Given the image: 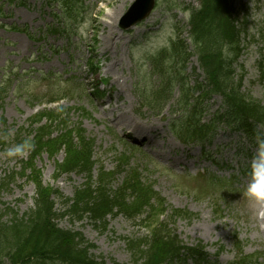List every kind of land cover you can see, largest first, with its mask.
I'll list each match as a JSON object with an SVG mask.
<instances>
[{"label": "rangeland", "instance_id": "rangeland-1", "mask_svg": "<svg viewBox=\"0 0 264 264\" xmlns=\"http://www.w3.org/2000/svg\"><path fill=\"white\" fill-rule=\"evenodd\" d=\"M82 1L86 7L82 18L89 16L91 21L86 19L78 27L73 26L75 37L68 41L64 39L65 34L48 35L41 43H33L23 33L6 31L2 25L27 23L40 31L44 24L56 25L62 21L54 15L61 13L59 7L35 5L33 10L26 11L25 7L0 0L7 15L0 16V90L3 91L0 119L5 122L0 124V138H4L0 147V179L15 175L7 186L0 188V210L26 212L33 206L37 183L70 198L74 189L89 182L86 173H58L65 159L63 150L42 148L22 165L32 154L31 144L27 145L31 117L44 108H54L56 114L65 110L59 115L64 120L60 127L66 131L83 130V136L91 141L94 162L91 181L113 174L111 185L116 188L124 175L117 170V158L124 157V161L128 157L126 171L135 169L141 180L150 183L169 207L195 214L191 219L178 218L168 225L183 243L204 245L215 264H228L236 261L239 242L233 237L237 236L242 253L255 256L247 264H264V235L259 233L260 225H264L257 218L264 200V152L253 147L243 134L223 127L217 129L213 140L206 145L183 144L174 137L170 127L176 100L181 95L179 86L173 87L171 96L163 104L146 103L144 95L148 94H143L159 85V76L148 74L151 63L145 57L165 39L175 37V24L184 26L188 6H198L199 0H159L144 22L127 31L119 28L118 20L133 0ZM234 5L241 9L238 16L241 51L232 65L234 79L242 78L241 89L264 105V78L258 74V63L261 61L264 65V0H235ZM187 29H180L176 36L184 39L190 51ZM50 46L54 47L52 53ZM90 60L97 61L99 66L91 65ZM176 68L184 69L189 85L204 80L194 54L187 57L184 65L177 63ZM40 74L48 76L40 77ZM98 77L107 79L103 90L100 89L103 86L93 85ZM96 90L102 94L95 95ZM206 103L207 110L213 111L221 104L220 96L213 94ZM130 117L145 129L141 131L143 134L129 133V128L110 123L112 118H119V122L127 124ZM41 123L48 121L43 118ZM20 128L25 131L15 140ZM57 133L54 129L52 136ZM73 135L76 143L78 136ZM144 136L147 138L143 145L131 144L136 137L141 140ZM18 142H21L19 146ZM246 150L248 156L244 161ZM253 160L256 161L254 168H258L253 176L246 178L240 173L239 179L230 180L235 181L234 186H225L227 191L222 185L207 189L206 176H228L233 169L240 171ZM201 192L205 195L201 196ZM55 200L56 208H61L59 199ZM98 224L87 216L80 221L65 218L58 222L61 228L80 231L94 245L93 254L103 257L108 264H133L123 237L145 236L148 228L123 214L108 216L106 224ZM219 248L222 251L216 255Z\"/></svg>", "mask_w": 264, "mask_h": 264}, {"label": "trees", "instance_id": "trees-1", "mask_svg": "<svg viewBox=\"0 0 264 264\" xmlns=\"http://www.w3.org/2000/svg\"><path fill=\"white\" fill-rule=\"evenodd\" d=\"M234 2L235 0H199V6L192 7L189 13L188 33L193 45L191 53L197 55L205 74L204 83L198 82L190 89L191 92H186L185 80L177 81L170 77L174 70L171 62L177 58L186 59L189 55L185 52L186 45L183 41L174 42L175 48L167 56L170 57L166 69L168 76L163 79L181 86L183 93L179 97L178 107L182 112L188 111L187 114H182L181 123L173 129L182 141L209 140L217 126H226L232 130L243 128L250 137H257L262 133L258 126L264 125V107L248 94L242 93L241 79H234L232 65L240 52L241 33L238 24L241 9H236ZM240 23L243 25V22ZM258 66L260 78H263L264 65L259 62ZM180 73L179 71L178 74ZM170 91L171 88L165 94L158 88L151 91V94H155V102L160 103L168 99ZM1 94L0 90V96ZM212 94L221 96V109L215 111L207 122L202 123L199 116L203 106L200 105ZM195 105L200 107L198 112V106ZM46 112L48 111L34 117L32 123H38L43 115H48ZM48 119L54 120L50 117ZM4 123L0 119V124ZM50 127L51 125L31 129L35 133L33 140L29 141L32 155L42 148L52 151L63 147L66 158L59 165V172L78 170L89 173L92 166L90 142L80 135L78 144L74 143L71 132L52 137L53 131ZM21 132L22 130L18 131L15 140L20 137ZM3 140L4 138H0V146L3 145ZM8 177L0 180V188L9 184ZM104 179L99 180L94 187L87 184L77 189L73 200L62 199V209L55 208L52 192L49 193V189L37 183L38 190L33 198V206L26 212L19 214L9 208L0 210V264H108L103 257L93 254L94 245L80 231L61 228L58 222L64 218L71 222L79 221L87 216L94 224L101 225L106 224L107 215L115 214H123L130 219L139 217V221L149 228L148 236L125 240L133 264L184 263L187 258L193 264L203 263L202 247L184 246L174 230L168 227L176 218L191 219L195 214L169 207L153 191L150 183L141 180L135 169L126 174L116 190H111L109 180ZM55 195L60 196L57 192ZM238 252L240 254L241 250ZM248 257L251 256H242L241 263L248 262Z\"/></svg>", "mask_w": 264, "mask_h": 264}, {"label": "water", "instance_id": "water-1", "mask_svg": "<svg viewBox=\"0 0 264 264\" xmlns=\"http://www.w3.org/2000/svg\"><path fill=\"white\" fill-rule=\"evenodd\" d=\"M154 5V0H134L129 7L126 15L120 22V26L128 27L133 25L136 21L144 18Z\"/></svg>", "mask_w": 264, "mask_h": 264}, {"label": "bare ground", "instance_id": "bare-ground-1", "mask_svg": "<svg viewBox=\"0 0 264 264\" xmlns=\"http://www.w3.org/2000/svg\"><path fill=\"white\" fill-rule=\"evenodd\" d=\"M117 10H115L114 12H112V13H115ZM111 13V15H113ZM127 118L129 117V116H126ZM130 119H131V117H130ZM130 121V123H127V124H125L124 122H119V118H117L116 120H114L113 118H112V120L110 121V123H112V124H117L120 128L121 127H126V128H129L132 132L133 131H137L138 133H140L144 128H140L139 126H138V124L136 123V122H134L132 119L131 120H129ZM145 130V129H144ZM141 133H143V132H141ZM158 154L160 155V156H162L159 152H158ZM259 221H260V223L261 224H263L264 225V207L262 208V214H261V216L259 217ZM262 233L264 234V228L262 229Z\"/></svg>", "mask_w": 264, "mask_h": 264}]
</instances>
